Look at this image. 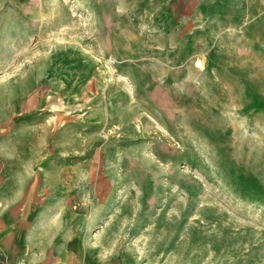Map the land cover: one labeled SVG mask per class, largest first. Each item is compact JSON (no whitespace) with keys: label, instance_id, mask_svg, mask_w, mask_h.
I'll use <instances>...</instances> for the list:
<instances>
[{"label":"rangeland","instance_id":"374dc122","mask_svg":"<svg viewBox=\"0 0 264 264\" xmlns=\"http://www.w3.org/2000/svg\"><path fill=\"white\" fill-rule=\"evenodd\" d=\"M158 1L0 0V83H27L43 129L83 132L66 158L96 193L171 216L122 236L140 264H264V35L169 30Z\"/></svg>","mask_w":264,"mask_h":264},{"label":"crops","instance_id":"0c3cea01","mask_svg":"<svg viewBox=\"0 0 264 264\" xmlns=\"http://www.w3.org/2000/svg\"><path fill=\"white\" fill-rule=\"evenodd\" d=\"M178 2L182 13L176 14ZM157 3L169 15L168 23L158 24L169 30L182 26L197 35L188 27L209 18L211 25L221 20L242 34L253 28L255 39L264 35V0H225L222 7L220 0ZM28 88L25 82L0 83L1 90L14 91L0 95V264H140L122 236L139 233L142 224L152 233L160 222L165 232L171 216H139L117 205L115 194L96 193L90 160L66 158L72 139L83 141V132L58 136L43 129L42 103L27 98Z\"/></svg>","mask_w":264,"mask_h":264},{"label":"bare ground","instance_id":"6f19581e","mask_svg":"<svg viewBox=\"0 0 264 264\" xmlns=\"http://www.w3.org/2000/svg\"><path fill=\"white\" fill-rule=\"evenodd\" d=\"M120 160V159H119ZM123 172V171H122ZM136 174V173H135ZM122 178H124V177H122ZM189 190V189H188ZM190 192V191H189Z\"/></svg>","mask_w":264,"mask_h":264}]
</instances>
